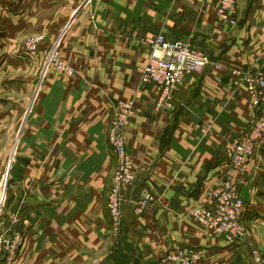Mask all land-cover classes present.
Listing matches in <instances>:
<instances>
[{
  "label": "crops",
  "instance_id": "1",
  "mask_svg": "<svg viewBox=\"0 0 264 264\" xmlns=\"http://www.w3.org/2000/svg\"><path fill=\"white\" fill-rule=\"evenodd\" d=\"M238 8L235 28L205 0H0V69L4 77L29 76L31 90L25 114L23 99L5 115L20 116V123L15 172L0 182V231L22 234L24 245L0 264H167L165 254L185 246L200 250L201 264H259L249 242L264 245V139L242 189L248 240L226 244L185 216L209 203L207 190L228 167L230 141L264 117L232 73L264 63V0H238ZM35 34L44 46L58 45L73 76L27 56L22 38ZM159 34L222 64L188 75L172 111L156 110L158 86L141 83L150 54L142 40ZM130 99L125 136L136 182L125 190L124 224L116 233L108 195L117 159L108 131L116 104ZM144 188L156 200L136 214Z\"/></svg>",
  "mask_w": 264,
  "mask_h": 264
},
{
  "label": "built area",
  "instance_id": "2",
  "mask_svg": "<svg viewBox=\"0 0 264 264\" xmlns=\"http://www.w3.org/2000/svg\"><path fill=\"white\" fill-rule=\"evenodd\" d=\"M215 6L216 16L232 27L238 25V0H205ZM150 48L149 58L141 75V83L154 84L159 88L156 110L172 111L175 97L188 75L203 72L206 68L221 70L222 64L213 60L205 51L193 48L184 40H169L165 35L147 37L142 40ZM44 37L36 35L28 39L24 51L29 58H43L45 65L52 66L65 75L73 76L74 68L61 57L57 44L44 46ZM232 73L242 77L246 84L250 104L264 114V63L255 71L234 69ZM134 99L121 100L114 107L112 122L108 131V142L117 159L113 182L108 195V208L113 230L122 232L125 215V190L136 182L133 156L127 149L125 130L133 113ZM264 139V117H256L248 128L230 141L226 160L228 167L221 179L206 192L208 204H199L189 211V216L208 228L214 235L224 239L226 244L241 242L247 237L244 224L245 200L242 189L248 184L247 170ZM156 195L144 188L134 204V212L142 213ZM24 245L22 234L13 237L0 232V258L13 259ZM167 264H201L202 255L197 248L185 246L169 251L162 258ZM256 261L264 264V262Z\"/></svg>",
  "mask_w": 264,
  "mask_h": 264
},
{
  "label": "rangeland",
  "instance_id": "3",
  "mask_svg": "<svg viewBox=\"0 0 264 264\" xmlns=\"http://www.w3.org/2000/svg\"><path fill=\"white\" fill-rule=\"evenodd\" d=\"M239 15V13H238ZM239 18V17H238ZM239 20V19H238ZM240 22L238 21V25L235 27L237 28L239 26ZM0 28H2L0 26ZM35 35H28V36H24L22 38V40H26L24 41V44L26 43V41L30 38H32ZM1 39H0V43H1ZM2 44V43H1ZM22 45V43L20 44ZM24 48V45H23ZM64 60V59H63ZM57 71V70H56ZM8 72V71H6ZM59 72V71H57ZM4 73H5V69L1 68L0 69V160L4 159V156L6 157V167L4 168V166L1 168L0 171V182L2 181L4 175L6 174L7 170H8V178H10V176L13 175V173L15 172V155L13 156V161L11 160V154L13 151V145L15 144V137H16V131L19 127V123H20V116L15 118L14 121V117L12 118H8L5 115H7V110L8 108H15V104L16 102H20L21 100L24 99V104H23V113L25 114V111L27 109V105H25L26 103H30V99L29 97H31V90L30 88H28V84L26 83L27 78H30L29 76H24V75H20L19 73H14L12 72H8L4 77ZM61 73V72H59ZM9 74V75H8ZM61 74H65V73H61ZM3 77V78H1ZM3 79H5L3 81ZM29 81V79H28ZM17 82H19L20 84H17ZM17 88V89H16ZM20 88L22 89L20 90ZM28 88V90H27ZM7 103V104H6ZM10 106V107H9ZM12 162H11V161ZM8 197V191L6 192V198ZM6 201V200H5ZM4 205L2 207V209L0 210V218L2 216H4ZM247 226V224H246ZM248 228V227H247ZM249 229V228H248ZM251 231V230H250ZM2 232V231H0ZM9 236V235H8ZM247 240L249 239V231L247 234ZM254 241V242H253ZM251 240L250 243V247L249 250L253 256V260L256 261V258H259V261L264 262V245H262V240ZM263 247H262V246ZM257 263L261 264L260 262L256 261Z\"/></svg>",
  "mask_w": 264,
  "mask_h": 264
},
{
  "label": "water",
  "instance_id": "4",
  "mask_svg": "<svg viewBox=\"0 0 264 264\" xmlns=\"http://www.w3.org/2000/svg\"><path fill=\"white\" fill-rule=\"evenodd\" d=\"M7 176H8V171H7Z\"/></svg>",
  "mask_w": 264,
  "mask_h": 264
},
{
  "label": "bare ground",
  "instance_id": "5",
  "mask_svg": "<svg viewBox=\"0 0 264 264\" xmlns=\"http://www.w3.org/2000/svg\"><path fill=\"white\" fill-rule=\"evenodd\" d=\"M116 169V168H115Z\"/></svg>",
  "mask_w": 264,
  "mask_h": 264
}]
</instances>
